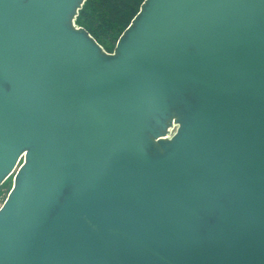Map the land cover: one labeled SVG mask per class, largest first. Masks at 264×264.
<instances>
[{"label": "water", "instance_id": "95a60500", "mask_svg": "<svg viewBox=\"0 0 264 264\" xmlns=\"http://www.w3.org/2000/svg\"><path fill=\"white\" fill-rule=\"evenodd\" d=\"M86 1L0 0V264H264V0Z\"/></svg>", "mask_w": 264, "mask_h": 264}, {"label": "trees", "instance_id": "16d2710c", "mask_svg": "<svg viewBox=\"0 0 264 264\" xmlns=\"http://www.w3.org/2000/svg\"><path fill=\"white\" fill-rule=\"evenodd\" d=\"M144 2L145 0H87L75 23L88 31L104 50L113 53L119 38L140 12Z\"/></svg>", "mask_w": 264, "mask_h": 264}, {"label": "rangeland", "instance_id": "374dc122", "mask_svg": "<svg viewBox=\"0 0 264 264\" xmlns=\"http://www.w3.org/2000/svg\"><path fill=\"white\" fill-rule=\"evenodd\" d=\"M13 182H14V175L10 177L1 187L2 195L0 196V207L3 205L4 201L6 200L8 196V192L13 186Z\"/></svg>", "mask_w": 264, "mask_h": 264}, {"label": "built area", "instance_id": "2783aa9c", "mask_svg": "<svg viewBox=\"0 0 264 264\" xmlns=\"http://www.w3.org/2000/svg\"><path fill=\"white\" fill-rule=\"evenodd\" d=\"M174 128H175V127H174ZM173 130H174L173 128H172V129H170V134H172Z\"/></svg>", "mask_w": 264, "mask_h": 264}, {"label": "bare ground", "instance_id": "6f19581e", "mask_svg": "<svg viewBox=\"0 0 264 264\" xmlns=\"http://www.w3.org/2000/svg\"><path fill=\"white\" fill-rule=\"evenodd\" d=\"M173 134V133H172Z\"/></svg>", "mask_w": 264, "mask_h": 264}]
</instances>
